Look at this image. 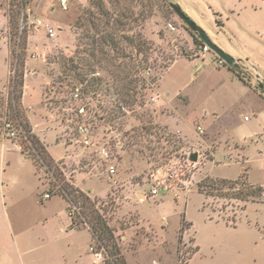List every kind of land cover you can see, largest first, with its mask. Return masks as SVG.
<instances>
[{"label":"rangeland","instance_id":"rangeland-1","mask_svg":"<svg viewBox=\"0 0 264 264\" xmlns=\"http://www.w3.org/2000/svg\"><path fill=\"white\" fill-rule=\"evenodd\" d=\"M28 1L41 23L27 22L18 36L17 2L0 0V86L8 46L13 70L36 57H29L38 73L27 88L30 115L52 156H69L51 172L38 163L36 175L21 153L23 145L34 157L26 134L3 142L6 117L23 129L6 104L8 84L0 94V264H104L112 249L106 240L93 242L103 253L95 261L91 232L68 230L67 207L78 214L84 199L61 194L64 177L108 219L126 264H264V187L255 189L264 186V0H121L134 12L121 31L130 40L121 37L123 56L108 47L118 56L110 63L85 52L93 0H67L66 8L61 0ZM103 1L118 13L114 0ZM171 2L189 17L194 12L197 20L191 18L237 63L228 65L212 49L203 53L204 41ZM70 59L86 70H78L81 77L70 74ZM123 64L131 96L113 73ZM43 84L52 113L41 103ZM81 104L84 115L77 114ZM82 124L90 146L82 142ZM111 258L117 262L107 264H124Z\"/></svg>","mask_w":264,"mask_h":264},{"label":"trees","instance_id":"trees-1","mask_svg":"<svg viewBox=\"0 0 264 264\" xmlns=\"http://www.w3.org/2000/svg\"><path fill=\"white\" fill-rule=\"evenodd\" d=\"M17 3V13L18 15H22L23 11L27 7L28 0H15ZM92 4L97 8L96 11L88 10L87 12V22H88V32L85 33L86 37V45L87 50L85 52L88 53L90 59L93 62H101L106 61L110 63L118 58V56H112L108 50V47L112 50H116L118 53L121 50L120 41L121 37L125 39L130 38L121 34V31L127 28V25L131 27L132 21H129L130 18L134 16V12L132 10H127L124 5L122 4L121 0H114V7L118 10V13H112L109 11L103 0H93ZM99 14L100 16H98ZM20 18L16 21V35L20 36L19 27L21 23L19 22ZM132 42V40H131ZM26 46L23 48V54L26 55ZM123 56V53H120ZM84 59V58H83ZM73 62V68L68 67L70 70V74L72 72L79 74L81 77V72H85L86 70L80 66V64L74 63L75 59H70ZM25 58L22 59L21 63V70L19 68H15V70L11 69V76L9 79V86L12 88L13 94L9 93L8 100L6 104L10 107L12 112L10 114L18 120V123L22 126L23 130L26 133V141L29 143V147L34 152V157L31 154H27L26 148L21 145L23 153H25L37 166L39 164L47 168V171L51 172L53 166H56V161L48 152L44 143L32 132V127L30 122L28 121L27 115L24 111H22V95H23V86H24V75H25ZM129 67L128 64H123L118 67V72H113L117 75V79L120 83L124 82L121 86L122 89L125 90V95L131 96V91L133 90L131 84H133V79L130 78L131 72L126 70V67ZM81 69L82 71L79 72ZM79 70V71H78ZM233 70V69H232ZM14 71V72H13ZM235 72V70H233ZM69 73V72H68ZM241 80L245 82V80L240 76V74L236 73ZM97 80L95 77L93 78L92 82L97 84ZM23 115V120H22ZM114 119V118H111ZM39 163V164H38ZM60 163V162H58ZM57 168V166H56ZM54 174V173H53ZM64 183L60 186L61 194L64 196H72L76 194V197H82L84 199V204L78 208L77 213L73 214L72 211L68 208L70 215H71V228H82L87 227L90 229L93 241H100L103 243L106 240L105 244L107 246H112L111 251H106L104 258L108 263H116L117 260L111 258L113 255H117L118 259L121 260L124 264H126L125 260L122 257V248L118 244L115 229L111 226L108 219L105 217L104 214L100 212V210L96 207V203L90 198V196L84 192L79 187L75 186V184H71L66 180L64 177ZM224 184L230 183L229 179L222 178L220 180ZM258 191L262 192V186H259ZM48 194V193H47ZM74 199V201H76ZM77 202V201H76ZM77 207V206H76ZM82 207L85 210H82ZM181 232H184V227H181ZM107 250V248H105ZM199 247H197V251ZM196 252V251H195ZM195 254V253H194ZM192 257H190L191 259ZM106 260L104 264H107Z\"/></svg>","mask_w":264,"mask_h":264},{"label":"crops","instance_id":"crops-1","mask_svg":"<svg viewBox=\"0 0 264 264\" xmlns=\"http://www.w3.org/2000/svg\"><path fill=\"white\" fill-rule=\"evenodd\" d=\"M1 13H3V12H1ZM188 14L191 16V17H193L195 20H197L196 19V15H195V13L194 12H191V11H189L188 12ZM5 15V14H4ZM6 16V15H5ZM7 17V16H6ZM8 44V43H7ZM29 57H31V60H32V58H34V59H36V57H33V56H31V55H29L28 56V58H27V60H26V64H27V68H25V75H24V86H23V95H22V100H21V102H22V106L26 109V111H27V118H28V120H29V122H30V124H31V127H32V132H33V134H35L43 143H44V145L46 146V148H47V150H48V147H47V144L45 143V135H42V134H40V133H38V131H37V128H38V124H36V123H33V120H32V118H31V115H30V113H31V110H32V105L31 104H29L28 102H27V88H28V83H29V78H30V76H34V77H36L37 75H38V73H37V71L35 70V68L33 69V63H30L29 61H31V60H29ZM9 59H10V50H9V46H8V58H7V64H8V70H7V68H6V79H5V82H3V84H2V86H0V94L2 93H5L6 92V90H7V87H8V84H9V79H10V76H11V65H10V61H9ZM222 63V62H221ZM26 67V66H25ZM44 85L45 84H43V86H42V89H43V93L41 94V103H42V105H43V107L44 108H47V110L50 112V113H52V111H51V109L48 107V105L44 102V100H43V96H44ZM4 95V94H3ZM44 113H46V111L44 112ZM49 122V121H48ZM41 133H43V131H40ZM4 138V137H3ZM4 140L5 141H3V142H11V141H13V140H11V139H7V138H4ZM60 140L62 141L63 139L61 138V137H59L58 139H57V142H60ZM18 144H19V142H17ZM65 147L66 148H68V146L65 144ZM48 152H49V150H48ZM21 153L26 157V158H28V159H30L25 153H23V151H22V148H21ZM50 153V152H49ZM50 155L52 156V154L50 153ZM68 156H69V154H67V155H65L64 157H62V158H54L53 156V158L56 160V161H58V162H62V163H64V161L63 160H67V158H68ZM31 160V159H30ZM33 162V161H32ZM33 164H34V162H33ZM34 166H35V164H34ZM35 169H36V166H35ZM78 174V173H77ZM77 174L75 175V180H76V176H77ZM36 175H37V169H36ZM225 179H228V178H225ZM231 180V179H230ZM72 182L74 183V181L72 180ZM251 183V182H250ZM75 184V186H77L76 185V183H74ZM254 184V183H253ZM256 185H260V186H262L261 184H256ZM77 187H79V186H77ZM262 187H264V186H262ZM80 188V187H79ZM81 189V188H80ZM84 191V190H83ZM39 197H41V192H40V194H39ZM67 213H68V217H69V220H70V224H69V226H68V230L70 229V230H72V231H76V230H80V229H88L89 231H90V229L89 228H87V227H82V228H71L70 226H71V215H70V212H69V210H68V207H67ZM91 232V231H90ZM91 235H92V233H91ZM93 236H92V239H91V244H90V252L91 253H93V251L91 250V247H93ZM200 248V247H199ZM0 250H1V254H0V258L2 257V259L4 258V255H5V250H4V248H2V247H0ZM198 252V251H197ZM94 254V253H93ZM196 254V253H195ZM94 256H95V261H98V260H100V259H98L97 258V256L94 254ZM193 257V256H192ZM101 261L102 260H100V264H101Z\"/></svg>","mask_w":264,"mask_h":264},{"label":"built area","instance_id":"built-area-1","mask_svg":"<svg viewBox=\"0 0 264 264\" xmlns=\"http://www.w3.org/2000/svg\"><path fill=\"white\" fill-rule=\"evenodd\" d=\"M62 4L64 5V7L66 8V3L67 0H61ZM37 22V23H41L40 20H35L34 16H32V13L30 12V9H26L24 14H22V18H21V28L24 27V25L27 22ZM49 32L51 33V35H54L53 29L49 28ZM210 47L205 43L203 46V53L206 51H209ZM223 62V61H221ZM80 90L77 88L76 92L74 93L75 98L79 99L80 98ZM77 110V114L79 115H84L86 108L84 107V105H78V107L76 108ZM201 131L202 128L200 127ZM21 130V131H20ZM80 133L82 134L83 138H82V142L84 143V145L86 146H90L91 144V140L89 138V126L86 124H82L80 129H79ZM20 132L23 134H26L25 131L23 129H19L12 120L8 119L7 117L4 119V122L1 126V134L4 138L7 139H15L18 138L20 135ZM27 136V135H26ZM102 155L105 156L107 159L108 157H110L109 152L104 148L102 150ZM109 171L111 173L115 172V166L113 164H111L109 166ZM154 192H156V190H154ZM47 197H49V194H46ZM91 250L93 251V253L97 256L98 259H101L103 257V253L101 251H98L95 249V247H91Z\"/></svg>","mask_w":264,"mask_h":264},{"label":"water","instance_id":"water-1","mask_svg":"<svg viewBox=\"0 0 264 264\" xmlns=\"http://www.w3.org/2000/svg\"><path fill=\"white\" fill-rule=\"evenodd\" d=\"M171 6L178 14V16L181 17L194 32H197L199 34V36L204 41V43H206L210 47V49L216 52V54L220 58H222L228 65L234 66L237 63V59L228 52H226L219 45L214 43L209 37L207 31L201 25H199L194 19L189 17L185 13V11L183 10L180 4L176 2H171ZM198 158H199V154L197 152L191 154L190 156V159L192 161H197Z\"/></svg>","mask_w":264,"mask_h":264}]
</instances>
